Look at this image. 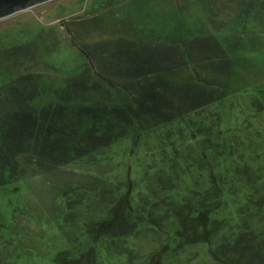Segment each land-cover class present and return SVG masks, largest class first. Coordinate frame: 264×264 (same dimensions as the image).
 <instances>
[{"label":"rangeland","instance_id":"1","mask_svg":"<svg viewBox=\"0 0 264 264\" xmlns=\"http://www.w3.org/2000/svg\"><path fill=\"white\" fill-rule=\"evenodd\" d=\"M40 30L42 47L21 69L41 72L49 85L82 71L83 50L119 39L164 45L214 36L229 64L213 70L197 48V74H175L220 95L186 117L201 135H185L182 118L146 120L140 133L123 130L91 157L38 175L27 167L17 189L0 188V264H216L190 228L188 237L175 235L182 219L174 203L195 201L208 188L210 160L229 188L224 210L212 216L231 222L230 233L246 217L263 228V202L244 198L264 196V109L255 105L264 100V0H50L1 19L0 50ZM10 67L5 59L0 72ZM130 95L119 89L111 98L123 103ZM207 133L205 157L194 136L204 146ZM118 219L121 232L95 229Z\"/></svg>","mask_w":264,"mask_h":264},{"label":"trees","instance_id":"2","mask_svg":"<svg viewBox=\"0 0 264 264\" xmlns=\"http://www.w3.org/2000/svg\"><path fill=\"white\" fill-rule=\"evenodd\" d=\"M44 33L40 30L32 40L0 50V68L5 59L12 66L10 71L0 72V188L17 189L15 185L25 180L27 167L38 175L91 157L98 149L111 146L123 130L127 135L133 131L140 133L146 120L159 118L170 123L182 118L185 135H201L199 128L195 131L190 127L186 117L217 102L220 95L206 86L185 84L175 74H197L199 60L193 58L197 48L200 61L207 62L213 70H226L229 64L214 36L164 45L119 39L83 50L89 60L82 71L69 76L63 84L49 85L48 80L42 82L41 72L21 69L24 61H34ZM47 46L43 48L49 49ZM139 79H144L141 84ZM134 82L140 86L139 92ZM119 89L131 94L123 103H115L111 98ZM255 105L263 110L264 100ZM207 136L204 146L199 136H194L197 150L205 157L211 149L208 133ZM210 161L208 188L195 201L188 198L180 205L174 203L182 219V227L175 235L182 238L187 235L186 228H190L197 241L205 243L216 264H264V225L257 229L246 217L239 229L230 233L231 222L223 223L222 214L220 218L212 216V211L224 210L229 188L224 185L227 179L219 177L213 169L215 163ZM244 200L250 205L264 204V196L257 200L247 195ZM124 227L118 219L112 224L105 221L95 229L113 233L123 231Z\"/></svg>","mask_w":264,"mask_h":264},{"label":"water","instance_id":"3","mask_svg":"<svg viewBox=\"0 0 264 264\" xmlns=\"http://www.w3.org/2000/svg\"><path fill=\"white\" fill-rule=\"evenodd\" d=\"M50 0H0V20Z\"/></svg>","mask_w":264,"mask_h":264}]
</instances>
